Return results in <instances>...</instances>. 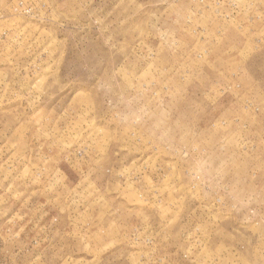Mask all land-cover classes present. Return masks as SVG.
I'll return each mask as SVG.
<instances>
[{
	"label": "rangeland",
	"instance_id": "1",
	"mask_svg": "<svg viewBox=\"0 0 264 264\" xmlns=\"http://www.w3.org/2000/svg\"><path fill=\"white\" fill-rule=\"evenodd\" d=\"M0 264H264V0H0Z\"/></svg>",
	"mask_w": 264,
	"mask_h": 264
}]
</instances>
